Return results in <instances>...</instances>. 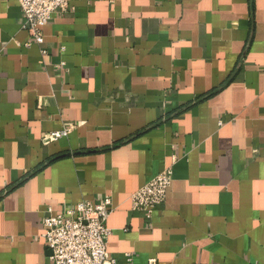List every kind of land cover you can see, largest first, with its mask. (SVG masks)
Listing matches in <instances>:
<instances>
[{
    "label": "crops",
    "instance_id": "crops-1",
    "mask_svg": "<svg viewBox=\"0 0 264 264\" xmlns=\"http://www.w3.org/2000/svg\"><path fill=\"white\" fill-rule=\"evenodd\" d=\"M72 5L28 45L0 0V264H51L48 209L108 196L117 264H264V0Z\"/></svg>",
    "mask_w": 264,
    "mask_h": 264
},
{
    "label": "built area",
    "instance_id": "built-area-1",
    "mask_svg": "<svg viewBox=\"0 0 264 264\" xmlns=\"http://www.w3.org/2000/svg\"><path fill=\"white\" fill-rule=\"evenodd\" d=\"M73 0H18L23 25L31 35L32 43L43 44V27L52 20L54 14H66L75 10ZM73 126L44 137L51 141L67 136ZM173 165L166 167L144 186L135 191L130 198L133 210L144 211L152 218L157 207L163 204L173 182ZM115 206L111 197L101 200H81L60 212L48 209L44 217L45 240L51 250V264H117L115 258L108 256V242L113 228L108 224ZM148 264H158L150 258Z\"/></svg>",
    "mask_w": 264,
    "mask_h": 264
}]
</instances>
